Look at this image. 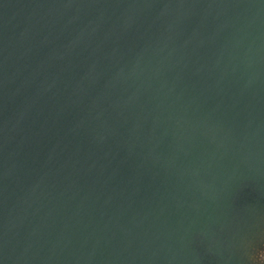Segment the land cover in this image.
I'll return each mask as SVG.
<instances>
[{
	"label": "water",
	"instance_id": "water-1",
	"mask_svg": "<svg viewBox=\"0 0 264 264\" xmlns=\"http://www.w3.org/2000/svg\"><path fill=\"white\" fill-rule=\"evenodd\" d=\"M0 264H264V0H0Z\"/></svg>",
	"mask_w": 264,
	"mask_h": 264
}]
</instances>
